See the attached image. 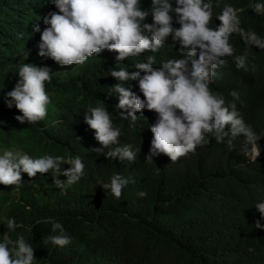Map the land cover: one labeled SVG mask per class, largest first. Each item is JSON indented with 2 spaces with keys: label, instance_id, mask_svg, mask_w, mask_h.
Instances as JSON below:
<instances>
[{
  "label": "clouds",
  "instance_id": "obj_1",
  "mask_svg": "<svg viewBox=\"0 0 264 264\" xmlns=\"http://www.w3.org/2000/svg\"><path fill=\"white\" fill-rule=\"evenodd\" d=\"M12 2L29 5L34 15L15 29L8 52L0 50V69L16 65L1 104L22 113L14 118L18 125L0 126V264H34L30 239L63 232L40 207L66 186L81 180L85 197H121L136 178L128 164L137 156L121 140V128L124 119L138 117L140 147L149 162H159L161 169L162 163H206V169L224 170L225 180L201 182L204 211L220 212L218 222L242 251L264 246V133L255 134L230 98L238 97L235 91L244 94L249 48L264 49V37L241 26L242 19L264 15V0L219 9V0H175L174 8L169 0ZM238 41L245 44L241 54ZM106 58L111 64L104 97L92 89L81 65ZM54 70L60 72L52 80ZM65 76L69 96L61 125L47 131L35 123L48 115L50 88ZM224 130L231 138L243 134L245 144L216 150L210 141L223 142L229 136ZM62 144L85 153L59 155L55 147ZM202 145L209 147L194 155ZM23 180L40 185L30 202L17 196ZM103 232L115 246L103 259L111 262L134 254L143 236L129 222ZM48 242L63 247L70 238L49 236ZM164 261L155 252L139 264Z\"/></svg>",
  "mask_w": 264,
  "mask_h": 264
},
{
  "label": "trees",
  "instance_id": "obj_2",
  "mask_svg": "<svg viewBox=\"0 0 264 264\" xmlns=\"http://www.w3.org/2000/svg\"><path fill=\"white\" fill-rule=\"evenodd\" d=\"M238 1L219 0L220 6L214 8L219 9L224 4L237 6ZM143 2L151 4V0ZM169 2L173 8L176 6L175 0ZM170 14L173 16V23H177L176 14ZM33 15L27 4L0 0V50L8 52L9 38L15 29L26 25ZM149 19L152 20L151 16ZM241 26L264 37L262 14L242 19ZM234 45L237 54L243 53V42L238 41ZM248 51V78L244 85V94L235 91L238 97L231 95L230 98L255 134L262 135L264 49L251 46ZM14 63L0 69V126L18 125L14 118L22 115L17 109L10 113L1 104V95L16 69ZM110 64L111 59L106 58L81 65V69L91 75L92 89L104 97L107 96L110 83L109 77L106 76ZM59 72L53 71L52 80ZM50 90L49 113L35 125L55 132L61 125L69 96V76L60 77L58 83H54ZM139 130V117L135 122L130 118L124 119L121 140L136 148V160L128 164V167L134 169L136 178L123 188L119 199L111 195L107 197L112 201L104 196L85 197V188L81 180H78L41 205L40 212L52 216L53 222L62 224L63 232L49 231L30 239L36 253L34 264H139L155 252H161L166 258L163 264H264V246L253 252L242 251L233 244L228 233L218 222L220 212L204 211L206 203L201 198V182L204 179L225 180L224 170L219 165L206 169V163L188 164L182 168L162 163L161 169L159 162H149L144 158ZM225 132L229 133V136L224 137L223 142L218 143L211 139L210 144L216 150L222 151L245 144L243 134L231 138L230 131ZM208 137L215 138L212 133H207L206 138ZM208 147L209 145L198 147L194 155L203 154ZM55 152L63 156L70 154V157L82 158L85 149H73L62 144L55 147ZM39 186V183L34 181L23 180L18 187V198L30 202ZM140 192H145L146 196L140 197ZM125 222L143 232L136 252L115 262L103 261L115 249L113 242L107 239L109 232L104 233L103 229ZM55 235L68 236L70 243L63 247L51 242L44 243L49 236ZM44 236L46 238L42 242L41 237Z\"/></svg>",
  "mask_w": 264,
  "mask_h": 264
},
{
  "label": "rangeland",
  "instance_id": "obj_3",
  "mask_svg": "<svg viewBox=\"0 0 264 264\" xmlns=\"http://www.w3.org/2000/svg\"><path fill=\"white\" fill-rule=\"evenodd\" d=\"M62 150H63V148H62ZM64 153V151H62V154Z\"/></svg>",
  "mask_w": 264,
  "mask_h": 264
}]
</instances>
